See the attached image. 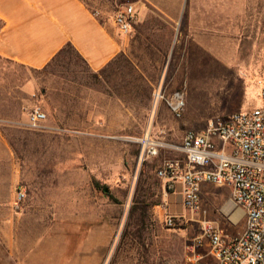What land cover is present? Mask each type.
<instances>
[{
	"label": "rangeland",
	"instance_id": "rangeland-1",
	"mask_svg": "<svg viewBox=\"0 0 264 264\" xmlns=\"http://www.w3.org/2000/svg\"><path fill=\"white\" fill-rule=\"evenodd\" d=\"M85 1L103 17L139 0ZM250 1L242 0V39L225 46L226 54L244 60L224 63L216 59V44L202 45L201 38L187 36L190 13H171L178 24L174 30L168 14L148 5L135 27L153 36V44L146 51L131 44L126 54L140 74L156 77L152 90L142 84L146 92L139 96L111 94L108 69L97 76L73 62L60 74L57 68L33 74L0 63V264H186V246L201 234L203 221L230 236L244 227L230 189L210 185L200 212L185 210L178 215L182 223L169 229L161 180L144 177L143 170L155 165L158 172L166 160L185 161L180 147L188 131L261 107L249 76ZM136 28L127 36L131 41ZM21 77L29 81L19 84ZM29 83L34 84L31 94L25 90ZM159 89L165 97L184 92L182 118H175L164 101L156 102ZM248 97L252 100L245 102ZM34 105L47 113L49 130L26 127ZM148 136L158 152L141 162ZM19 187L26 198L15 208ZM160 199L162 205H151ZM141 200L150 205L144 222L131 215ZM8 202H13L10 214Z\"/></svg>",
	"mask_w": 264,
	"mask_h": 264
},
{
	"label": "built area",
	"instance_id": "built-area-1",
	"mask_svg": "<svg viewBox=\"0 0 264 264\" xmlns=\"http://www.w3.org/2000/svg\"><path fill=\"white\" fill-rule=\"evenodd\" d=\"M139 20L134 3L126 4L115 15V24L124 36L131 34ZM255 83L261 107L217 117L201 131H188L180 147L185 161L166 160L157 172L164 182L165 196L175 189L176 182L182 183L184 208L193 215L201 210L203 184L228 187L235 205L244 212L245 230L235 236L226 235L214 222L203 221L201 234L186 246L189 264H204L207 257L215 264H264V79ZM155 98L156 102L164 101L175 118L184 115V92L165 97L159 89ZM27 114L28 129H50L48 115L40 105L32 106ZM142 145L141 162L157 155L159 145L150 136ZM25 198L26 190L19 187L14 207L19 208ZM181 223L179 216L165 217L169 229Z\"/></svg>",
	"mask_w": 264,
	"mask_h": 264
},
{
	"label": "crops",
	"instance_id": "crops-1",
	"mask_svg": "<svg viewBox=\"0 0 264 264\" xmlns=\"http://www.w3.org/2000/svg\"><path fill=\"white\" fill-rule=\"evenodd\" d=\"M181 1H184V5H181ZM134 4L139 17H142L148 5L168 14L172 20L169 25L174 30H177L178 24L175 25L176 18L171 13H190L188 37L201 38L202 45L216 44V59L222 63L244 60L242 56H234V53L230 56L225 51L226 44H235L243 37L242 0H139ZM249 9L247 38L249 60L252 62L249 76L255 80L264 79V0L250 1ZM116 13L109 10L108 16L102 17L99 12H93L85 0H0V58L42 70L65 46L72 45L90 70L98 73L118 55L130 51L131 37L120 34L115 24ZM33 86V83H29L25 90L31 94ZM251 100L248 97L245 102ZM161 184L165 211L175 216L182 215L185 212L182 183L176 182L175 189L167 196L162 180ZM209 189L210 184H203L201 199ZM231 199L235 205L232 195ZM12 204L8 202L11 206L8 208L9 214ZM236 207L244 216L243 210ZM245 227L246 223L235 235L243 233ZM185 261L189 264L187 254ZM203 263L215 264V261L207 257Z\"/></svg>",
	"mask_w": 264,
	"mask_h": 264
},
{
	"label": "trees",
	"instance_id": "trees-1",
	"mask_svg": "<svg viewBox=\"0 0 264 264\" xmlns=\"http://www.w3.org/2000/svg\"><path fill=\"white\" fill-rule=\"evenodd\" d=\"M133 3V2H132ZM137 25V24H136ZM134 25L133 29L136 28ZM143 28V27H142ZM141 28V29H142ZM141 29H137V34L136 36L133 38V40L131 41L132 47L138 48L142 51H146L148 50L151 45L153 44V36H149V35H144ZM144 42H146L147 44H144ZM144 44V45H143ZM142 47L145 49H142ZM8 62L10 64H14L17 65L18 67L25 69V70H29L31 71L33 74L36 73H48L49 71H52V69L57 68L58 70L54 71L57 72V74H60L61 72H63V68H65L68 65L73 64V62H78V63H82L85 66V70L86 71H91L90 68L88 67V65L86 64V62L83 60V58L79 55V53L77 52V50L72 46V45H67L65 46L59 53L58 55L54 58V60L44 69L42 70H35V69H31V68H27L24 67L20 64L14 63L12 61L9 60H5L0 58V63L2 62ZM108 69V87H109V91L112 94H116L117 96H132L137 94L138 96L140 94H142V92H146V90L143 88L142 89V84L144 82H147V84H149L148 88L150 90H152L153 87V83L156 81V77L155 76H150V77H146L143 74H140L138 72V69L136 68V66L134 65V63L131 61V59L124 53L118 55L114 60H112L108 66L98 72L95 73V75H99V74H104L106 72V70ZM159 70L162 69V66H160L158 68ZM125 70H127V75L125 74ZM17 82H19V84H24L27 81H29V78H17L16 79ZM114 90V91H113ZM112 91V92H111ZM40 94L43 95V93L40 92ZM148 90H147V94L146 97L148 98ZM26 100V98H23L22 101ZM145 107V110L148 109L149 107V103L147 104H143ZM23 107V105H22ZM155 175H157V166L155 165H146V168L143 170V176L148 177L149 179H152V177L154 178ZM163 200L160 199L158 202H152L151 205L154 206H159L162 205ZM147 202H145V200H141V201H136L134 203V206L132 208V212L131 215L135 216L137 215L138 218L140 219V221L144 222L146 217H148L147 215V208L150 206L149 204H146Z\"/></svg>",
	"mask_w": 264,
	"mask_h": 264
},
{
	"label": "bare ground",
	"instance_id": "bare-ground-1",
	"mask_svg": "<svg viewBox=\"0 0 264 264\" xmlns=\"http://www.w3.org/2000/svg\"><path fill=\"white\" fill-rule=\"evenodd\" d=\"M239 214V213H238ZM242 214V213H241Z\"/></svg>",
	"mask_w": 264,
	"mask_h": 264
}]
</instances>
